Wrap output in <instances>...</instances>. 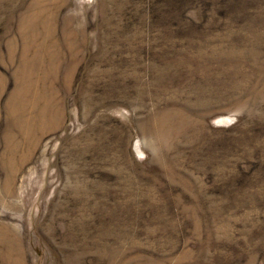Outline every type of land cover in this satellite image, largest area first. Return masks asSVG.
Masks as SVG:
<instances>
[{
    "label": "rangeland",
    "instance_id": "obj_1",
    "mask_svg": "<svg viewBox=\"0 0 264 264\" xmlns=\"http://www.w3.org/2000/svg\"><path fill=\"white\" fill-rule=\"evenodd\" d=\"M0 264H264V0H0Z\"/></svg>",
    "mask_w": 264,
    "mask_h": 264
}]
</instances>
